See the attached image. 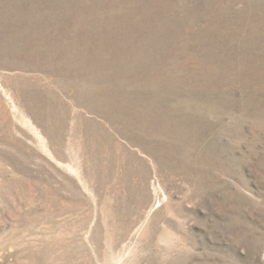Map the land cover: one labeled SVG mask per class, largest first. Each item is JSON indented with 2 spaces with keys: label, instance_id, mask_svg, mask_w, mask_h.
Segmentation results:
<instances>
[{
  "label": "rangeland",
  "instance_id": "374dc122",
  "mask_svg": "<svg viewBox=\"0 0 264 264\" xmlns=\"http://www.w3.org/2000/svg\"><path fill=\"white\" fill-rule=\"evenodd\" d=\"M0 264H264V0H0Z\"/></svg>",
  "mask_w": 264,
  "mask_h": 264
}]
</instances>
